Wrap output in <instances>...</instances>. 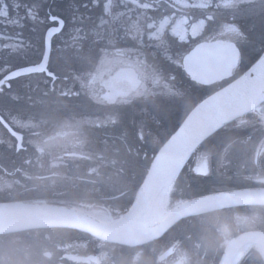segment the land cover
Returning a JSON list of instances; mask_svg holds the SVG:
<instances>
[{"label":"flooded vegetation","instance_id":"1","mask_svg":"<svg viewBox=\"0 0 264 264\" xmlns=\"http://www.w3.org/2000/svg\"><path fill=\"white\" fill-rule=\"evenodd\" d=\"M14 2L23 0H0V7H7L9 11L8 17L0 18V73L5 72V66L15 70L41 62L46 33L60 27L47 18V12L51 10L52 15L64 21V25L61 32L47 36L51 43L47 67L65 78L66 84L58 81L56 91L44 97L41 92L50 89L51 81L46 73H31L12 82L13 93L20 95L17 103L9 102L7 89L6 94L0 96V110L10 108L15 119L36 126L32 132L17 129L25 136V150L17 153L10 146L16 141L0 125V204L22 201L59 207L90 220L84 218L81 221L79 218L80 225L86 224L84 229L88 231L82 227H60L1 235L0 264H221L227 253L239 247L247 248L246 264H264L261 245L264 244V204L222 203L227 206L221 204L218 210L201 211L180 219L165 217L156 225V218L151 221L150 215L156 211L155 198L151 212L145 215L143 210L132 222L133 229H142V238L127 244L98 238L88 228L91 222L115 224L107 220V216L115 221L119 216L127 215L157 147L176 130L194 105L233 80L203 85L192 81L191 74L185 70H177L168 59L178 53L190 55L193 47L204 42L237 44L239 38L236 34L227 32L224 27L225 14L231 10L221 8L217 21L210 23L206 16L212 13L198 5L212 4V0H137L135 4L126 0L129 8L109 9V21L124 13L119 32L109 37L97 19L109 0H99V8L89 4L90 12L82 6L88 0H36L39 7L34 20H20L23 8H13ZM111 2L115 5V0ZM141 3H147L149 8L137 10ZM220 3L221 0H216V4ZM77 8L78 12L75 11ZM81 14L86 18L83 24L79 23ZM89 15L95 20L96 28L87 20ZM74 16L77 18L75 24ZM240 16L239 25L250 17V23L240 26L250 33L251 42L242 45L245 57L253 56L264 42V21L247 11L241 12ZM227 19L232 18L229 15ZM13 20L20 23L12 24ZM146 21L155 24L156 28L164 24L158 37L151 41L154 47L139 55L110 57L113 62L106 66L108 70L92 85L96 94L126 91L136 87L135 81L140 74L147 72L148 78L141 81L149 92L146 102L141 99L137 107L125 108L122 112L117 107L98 104L93 93L81 88L74 77L96 73L103 56L99 51L101 48H108L109 52L120 49L127 53L133 44V36L137 40L143 36L147 42ZM133 25L139 28V34ZM177 25L174 33L173 28ZM193 26L197 27L195 36ZM156 28L152 30L153 34ZM111 30L109 24L108 31ZM18 32L23 34L22 42L16 36ZM85 35L89 39L83 42L82 50L72 59V50L80 47ZM181 35L184 36L183 42ZM100 37H103L100 43L93 45L92 40ZM110 38L114 46L108 44ZM178 62L183 64L182 59ZM243 65L237 66L233 76L243 72ZM161 67L164 72L160 71ZM178 71L185 73L183 88L179 92L171 88L170 82V75ZM45 80H48L47 84ZM154 80L158 83H153ZM29 86L35 89L31 93L34 107L26 98ZM73 87L79 91V96L61 94L62 88L67 91ZM173 96L175 98H171ZM140 107L151 112L155 123L150 132L146 129L149 138L138 156L135 150L129 151L123 144L122 129L119 123L113 125L111 119L119 122L123 116L128 122ZM254 125L261 126L259 117L250 113L228 125L219 136L194 152L181 176L186 173L185 181L202 186V190L196 191L195 195L182 193L184 183L178 185L183 182L180 176L158 203L159 209L168 211L169 203H175L172 205L175 207L182 200L223 191L264 189L260 183L264 178V153L253 148L254 144L259 148V139L249 138L250 135L255 137ZM221 138L224 139V149L217 147ZM38 146L44 150L39 151ZM205 159L211 170L207 178L191 171ZM253 234L263 236L253 239Z\"/></svg>","mask_w":264,"mask_h":264},{"label":"snow or ice","instance_id":"2","mask_svg":"<svg viewBox=\"0 0 264 264\" xmlns=\"http://www.w3.org/2000/svg\"><path fill=\"white\" fill-rule=\"evenodd\" d=\"M137 0H132V3L135 4ZM89 4L92 5L93 8H99L100 3L99 0H88L87 3H84L82 6L85 9H88L89 12L91 9L89 8ZM213 4H216V0H212V4H200L198 7L206 9L210 15L206 16L207 22L215 23L217 21V13L220 12L221 8L230 9L231 11L225 14V24L227 32L235 33L239 38L237 44H229V45H221L219 43L212 44H198L197 47L192 51L190 55H184L183 53H178L176 57H169L171 63L174 64L177 70L183 69L186 73H190V78L192 81H199L203 85H208L213 82V77L222 78V74L230 73L233 68L242 64L244 61L245 53L242 45H246L250 43V33L243 29L238 20L241 18V12L247 11L252 15L258 16L262 21H264V0H221L220 4H216L215 9H213ZM38 7L39 5L36 3V0H23V2H14L13 8L19 10L23 8V15L20 17V20L25 18L29 20H34L36 16H38ZM129 8L126 0H115V5L112 4L111 0L108 3H105L103 9L101 10V14L97 19L100 20V23L105 28V34L109 37H112L120 30V21L124 19V13L117 17H113L112 21L107 19V15L109 14V9L111 8L115 11L117 8ZM139 8L147 9L149 5L147 3H141L138 6ZM75 11H79V8L75 9ZM231 16V20H228L227 17ZM9 16V11L7 7H0V18H6ZM47 18L54 23L60 25V27L52 28L46 33L45 38V50L41 55V62L36 65L27 66L24 68H18L15 70H9V66H5V72L0 73V96L5 95V89H7L8 100L10 103H17L20 99L19 93H13V85L12 82L17 80L19 77L31 73H46L47 77L51 81L50 89H46L41 92V96H48L50 92L56 91L57 82L59 81L62 85L66 84L65 78L57 71L49 70L47 65L51 58V43L47 40V36L51 35V33H58L62 31L64 21L59 17L52 15L51 10L47 12ZM85 15L81 14L79 17V23L83 24L85 22ZM87 20L92 23V27L96 28L97 24L95 20L92 19L91 15L87 16ZM114 21V22H113ZM43 22V21H41ZM74 24L77 23V18L73 17ZM19 20H13L12 24H19ZM111 24V32L108 31V25ZM22 28L23 25L20 24ZM177 27L173 28V32L177 31ZM147 42L143 39V36L137 40L136 36H133V44L129 51L125 53V51L116 49L115 52H109L108 48H101L99 51L103 53V56L100 59V66L97 68L96 73H85L83 75H76L74 77L75 80L80 82V87L83 89H88L93 93V96L96 99L98 104L108 105L117 107L118 111H123L125 108H133L137 107L140 103V100L143 99L146 102L147 96L149 92L146 88H144L141 84L142 80H146L148 78L147 72L140 74L139 79L135 81L136 87L130 88L129 90H120V91H107L103 94H96L92 85L97 81L100 76H102L103 72L108 70L106 68L107 65L111 64L113 61L110 57L117 56L122 57L124 55H139L143 54L146 49L154 47L151 43L152 40L156 39L159 33L163 30L164 24L161 23L159 28H156L155 24L147 23ZM156 28V33L153 34V29ZM133 29H136L139 34V28L136 25H133ZM82 30V29H81ZM197 33V27L193 26L192 34L195 36ZM16 36L19 40L23 41L22 32L16 33ZM89 37L85 35L80 42V47L72 50V59L74 58L75 53H78L82 50L83 42L87 41ZM103 37L100 39L92 40V44H99ZM181 41H184V36H180ZM108 44L110 46H114L113 40L110 38L108 40ZM258 63L262 69L259 73L257 80L264 84V42H262L261 47L256 52V57ZM183 60V64L181 65L178 61ZM161 72H164L165 69L163 67L160 68ZM185 79L184 72H177L176 74L170 75L171 88L175 89L177 92L181 88H183V82ZM44 83H48V80H45ZM153 83H158L157 80H154ZM254 82H251L249 87L244 89L242 92L235 94V97H240L245 95L250 89L251 85ZM168 86L167 84L165 85ZM31 86H29V92L26 94V98L29 101H32V106H35V101H33V97L31 95L32 91H34ZM227 91V90H225ZM261 96L260 99L253 103L252 106L246 107L243 112L229 115L227 114L223 108L219 109L214 115H212L209 119V122L206 126L201 127L196 130H189V124L186 123L184 127L180 129L179 136L183 137L182 143L179 147L173 149L172 151H162L158 156L155 157V162L152 163L151 167L154 173L159 174L163 172L167 177V191H171L172 181L177 178L178 174H180L183 168L186 165L189 157L194 154V152L198 151V145H200L205 139H212L220 135L222 131H225L233 120L237 119V115H241L243 113H251L255 111V113L259 117L260 125L259 127L254 125L255 137L250 135V139H259V148L256 145H253L254 150L258 152L264 153V88L260 90ZM61 94L65 97L69 95L79 96V91L75 90V88L68 89L65 91L63 88L61 89ZM171 98H175L174 96ZM34 118V117H33ZM106 123V121H105ZM111 123L113 125H117L121 127V137L123 140V144L128 146V150H135L138 156L143 151L144 144L148 141V133H146V129L151 130L152 125L155 123V120L152 118L151 112L144 108L140 107V110L132 117V119L128 122H125L123 116H121L119 122L116 119H111ZM0 125H2L10 134L11 137L14 138L16 143L11 144L10 146L15 149L17 153L25 150V136L22 132H18L17 129L24 130L28 129L29 132H32L35 125H29L21 122V120L15 119L13 111L10 108H6L4 110H0ZM100 127V125H97ZM34 135H39L38 133L33 132ZM172 141H177V136L172 137ZM46 143V142H45ZM171 148V145H169ZM218 148L224 149V139L221 138L217 144ZM39 151H43L42 147L38 146ZM146 159V154H145ZM197 176H203L205 178L210 175V165L207 159L204 160L199 167L191 169ZM252 177H245V179H251ZM260 183L264 185V178L260 180ZM249 198L248 201H244L241 198ZM116 198V197H114ZM251 198H255L260 202H264V189L260 191H251V190H243V191H223L214 196H206L202 197L198 200H182L178 202V207H189L191 205L199 204L203 201H236V202H250ZM135 204L132 206V209L127 212L126 216H119V218L115 221L111 219L110 216H107L106 219L112 223H121L124 221L135 222L137 220V209L140 207L141 200L140 197L137 196L135 198ZM222 206H227V204H222ZM193 212L187 213H178L176 218H183L186 215H193ZM247 248L239 247L235 251H231L227 253L223 260H221V264H246V260L248 259Z\"/></svg>","mask_w":264,"mask_h":264},{"label":"water","instance_id":"3","mask_svg":"<svg viewBox=\"0 0 264 264\" xmlns=\"http://www.w3.org/2000/svg\"><path fill=\"white\" fill-rule=\"evenodd\" d=\"M217 43L221 45L232 44L222 41L201 43V44L215 45ZM196 47H194V49ZM233 70L230 73L222 74V78L213 77L212 83L216 81H221L223 79H229L230 77H232ZM261 71L262 69L257 60L240 77L235 79L230 84L226 85L224 88L222 87V89L215 92L208 98H205L204 101H202L194 109H192V112L188 115L186 119H184L180 127L177 130H175L176 132L167 141H165V143L159 149V151L156 152L157 153L156 156H158L162 151H172L173 149L181 145L183 137L179 136L178 134L180 133V129L184 127L186 123L189 124L190 131L196 130L206 126L209 122L210 117L214 115L221 108H223L227 114L233 115L243 112V110L246 107H250L252 106L253 103L257 102L261 96L260 90L261 88H264V84H261V82L257 80V77ZM251 82L254 83L251 85L250 89L245 95L240 97H235V94L240 93L244 89L248 88ZM245 114L247 113L237 115V118ZM173 136H177V141L175 142L172 141ZM169 145H171V148L169 147ZM155 157L152 163L155 162ZM151 165L148 169V172L146 173L142 185L140 186L137 194H135L136 197L139 196L141 200L140 207L137 209V215L142 213L143 210L145 212V215L150 213L152 207L151 204H153L155 197L159 195V193L162 191L164 183L167 181L166 175L163 172L159 174L154 173ZM249 190L260 191V189H249ZM239 191H243V190H239ZM210 196H214V195H210ZM201 198L202 197L193 200H198ZM241 199L244 201L249 200V198L247 197ZM135 202L136 201H134L133 205L135 204ZM145 202L146 204L144 205L143 208V204ZM223 202L238 203L236 201H203L199 204L191 205L189 207L177 208V210L170 213V218L177 217L178 213L197 212ZM250 202L258 203L260 201L255 198H251ZM131 209L132 207L130 208V210ZM79 218L81 221H83L84 218L87 219L88 221L90 220L83 215L80 214L78 215L77 213H74L68 209H64V208L62 209L59 207L52 208V206L35 205V204H27V203L0 204V235L9 234L12 232L13 233H17L21 231L23 232L28 230L33 231L34 229H45V228L54 229L55 227H63V228L82 227V229H84L86 224L83 223V225H80L82 223L79 221ZM88 228L91 230V233L96 235L98 238L107 241L111 240L122 243L125 242L126 244L129 243V241H134L138 237H141V235H143L142 229L141 228L133 229L132 222L129 221L115 223L113 225L98 224L95 222H91L88 224ZM84 231H88V230L84 229ZM259 236H263V235L253 234V239L260 238ZM261 245L263 246L264 249V244Z\"/></svg>","mask_w":264,"mask_h":264},{"label":"trees","instance_id":"4","mask_svg":"<svg viewBox=\"0 0 264 264\" xmlns=\"http://www.w3.org/2000/svg\"><path fill=\"white\" fill-rule=\"evenodd\" d=\"M256 57V54H254L253 56H250V57H247V58H244V61L243 63H246L244 66L245 68H247L248 66H250L253 62H255L257 59L255 58ZM242 171V169H241ZM183 182L179 183L178 185H181L183 184L182 188H183V191L182 193H188V194H196V191H200L202 190V186L198 185V184H194L192 182H187L185 181L186 178L188 177L187 174L185 173L183 176Z\"/></svg>","mask_w":264,"mask_h":264},{"label":"bare ground","instance_id":"5","mask_svg":"<svg viewBox=\"0 0 264 264\" xmlns=\"http://www.w3.org/2000/svg\"><path fill=\"white\" fill-rule=\"evenodd\" d=\"M166 189H167V181L164 183L163 191L166 190ZM161 193H163V192H161ZM160 196H161V194H160ZM158 198H157V201H156V211L153 210L152 213L150 214L151 215V221H154L155 218H156V225H157V223L161 222L167 216V213H168L167 210L162 211V210L159 209V204H158L159 201H158ZM220 207H221L220 205L219 206L218 205H214V206H211V207L207 208L206 210L207 211L208 210H214V209L220 208ZM151 224H153V223L151 222Z\"/></svg>","mask_w":264,"mask_h":264},{"label":"rangeland","instance_id":"6","mask_svg":"<svg viewBox=\"0 0 264 264\" xmlns=\"http://www.w3.org/2000/svg\"><path fill=\"white\" fill-rule=\"evenodd\" d=\"M161 201V200H160Z\"/></svg>","mask_w":264,"mask_h":264}]
</instances>
